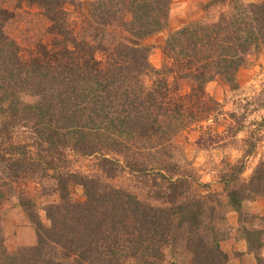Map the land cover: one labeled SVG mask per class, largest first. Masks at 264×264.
Listing matches in <instances>:
<instances>
[{"label":"trees","instance_id":"trees-1","mask_svg":"<svg viewBox=\"0 0 264 264\" xmlns=\"http://www.w3.org/2000/svg\"><path fill=\"white\" fill-rule=\"evenodd\" d=\"M170 3L97 0L77 28L67 10L76 0H0V207L17 194L36 231L31 247L9 254L0 246V264H162L164 248L177 245L190 264L228 263L208 205L212 196L192 192L168 149L175 136L196 128L204 130L200 142L219 139L209 125L219 105L206 86H234L247 58L264 50V0L232 2L214 22L170 34L155 70L144 41L166 26ZM24 7L47 22L48 40L28 49L4 32ZM69 153L97 156L104 177L69 171ZM123 170L151 176L159 205L107 183ZM32 180L52 182L58 197L44 209L48 228L29 197ZM71 184L83 188L82 203L70 201ZM228 198L238 207L264 198V159Z\"/></svg>","mask_w":264,"mask_h":264},{"label":"rangeland","instance_id":"rangeland-1","mask_svg":"<svg viewBox=\"0 0 264 264\" xmlns=\"http://www.w3.org/2000/svg\"><path fill=\"white\" fill-rule=\"evenodd\" d=\"M76 1L77 5L67 7V10L70 12L69 20L79 28L88 19L91 4L97 0ZM260 1L171 0L166 26L144 41V45L149 48L150 67L160 69L162 45L170 34L183 26L214 22L220 13L230 9L232 2L248 5L258 4ZM4 3L12 7V3ZM125 19L129 21L130 16L126 15ZM46 28L47 22L39 10L24 7L15 10V16L7 22L4 32L20 48L28 49L38 40L44 43L48 40L45 35ZM90 34L91 31H88L87 35ZM151 81L152 78L145 79L146 84ZM206 93L219 105L220 114L214 123L209 124L211 131L219 134V139L214 144L206 141L207 138L200 142L198 138L204 132L203 129L184 131L173 138L168 153L179 166L178 174L191 179V190L195 195L212 196L208 205L214 208L213 223L217 238L220 239L219 247L223 253H227V264H264V258L260 255L262 248L258 251L248 248L249 244L256 247L264 243V235H259L264 233V216H258L256 212L257 209H264V198L246 200L240 207L232 204L228 198V192L238 190L241 184L247 183L257 165L264 159V50L247 58L236 73L234 86L215 81L206 86ZM67 161V168L71 172L86 177H104L97 156L80 157L69 153ZM152 182L151 176L132 175L127 170L107 180L113 188L126 191L139 201L159 205L153 200L156 189L152 188ZM27 190L36 205L40 222L48 228L50 224L44 209L58 202L52 182L32 180L27 185ZM68 192L72 203L79 204L84 201V190L81 186L71 184ZM254 201L257 203L253 204ZM230 212L238 216V232L234 238L246 242L249 254L247 257L239 252L231 255L226 244H221L231 238L226 226V216ZM35 243V228L20 207L17 194H14L0 207V246L12 254L19 248L31 247ZM163 253L162 264H190L189 255L180 245L166 247Z\"/></svg>","mask_w":264,"mask_h":264},{"label":"crops","instance_id":"crops-1","mask_svg":"<svg viewBox=\"0 0 264 264\" xmlns=\"http://www.w3.org/2000/svg\"><path fill=\"white\" fill-rule=\"evenodd\" d=\"M257 202H253V204H256ZM243 206H245V203L243 204ZM256 212L258 213V216H264V209H260L258 211V209L256 210ZM238 216H236V213L230 212L229 214H227L226 216V226L228 227L229 231H230V239L222 242L221 244H226V248L228 249V252L231 253V255H233V253H240V254H244V256H249L248 252H247V246H246V242L245 241H241L238 240V238L236 237V239L234 238V236L237 235L238 232ZM232 241V243H230ZM227 252V251H225ZM227 254V253H226ZM260 255L262 258H264V247L262 248V250L260 251ZM242 257V258H243ZM230 261V260H229ZM236 261L238 262V256L236 258Z\"/></svg>","mask_w":264,"mask_h":264}]
</instances>
